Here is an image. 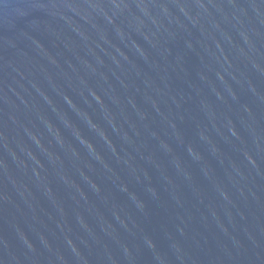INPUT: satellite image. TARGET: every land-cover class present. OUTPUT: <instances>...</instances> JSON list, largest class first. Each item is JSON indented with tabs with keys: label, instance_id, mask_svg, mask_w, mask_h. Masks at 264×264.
Instances as JSON below:
<instances>
[{
	"label": "water",
	"instance_id": "obj_1",
	"mask_svg": "<svg viewBox=\"0 0 264 264\" xmlns=\"http://www.w3.org/2000/svg\"><path fill=\"white\" fill-rule=\"evenodd\" d=\"M0 264H264V0H0Z\"/></svg>",
	"mask_w": 264,
	"mask_h": 264
}]
</instances>
